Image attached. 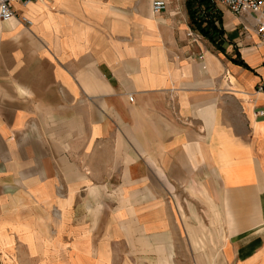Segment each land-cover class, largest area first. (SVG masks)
<instances>
[{
  "label": "crops",
  "instance_id": "1",
  "mask_svg": "<svg viewBox=\"0 0 264 264\" xmlns=\"http://www.w3.org/2000/svg\"><path fill=\"white\" fill-rule=\"evenodd\" d=\"M152 1L10 0L0 264H264L253 17Z\"/></svg>",
  "mask_w": 264,
  "mask_h": 264
},
{
  "label": "built area",
  "instance_id": "2",
  "mask_svg": "<svg viewBox=\"0 0 264 264\" xmlns=\"http://www.w3.org/2000/svg\"><path fill=\"white\" fill-rule=\"evenodd\" d=\"M210 5H221L233 15H250L253 17V27L264 46V0H207ZM167 3L164 0H153L151 3V12L159 14L166 9ZM14 12L11 8L10 0H0V19L10 20ZM245 28V27H244ZM192 35L191 33L189 34ZM264 84L257 87V90H263ZM132 100V98H129ZM264 114V110L260 112Z\"/></svg>",
  "mask_w": 264,
  "mask_h": 264
},
{
  "label": "trees",
  "instance_id": "3",
  "mask_svg": "<svg viewBox=\"0 0 264 264\" xmlns=\"http://www.w3.org/2000/svg\"><path fill=\"white\" fill-rule=\"evenodd\" d=\"M204 4H207V8L211 7L207 0H198ZM194 26L197 27V30L205 37H207L210 41L216 42V37L222 35V29L217 26V23L220 22L221 17L220 14H216L215 18L209 17L205 19H196L193 18ZM221 48V47H220ZM241 64H243L241 62ZM245 65V64H244Z\"/></svg>",
  "mask_w": 264,
  "mask_h": 264
}]
</instances>
